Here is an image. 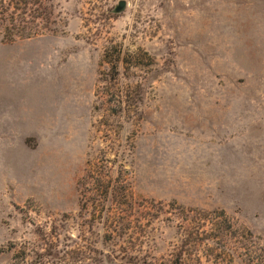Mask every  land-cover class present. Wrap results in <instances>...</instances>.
Wrapping results in <instances>:
<instances>
[{
    "label": "rangeland",
    "instance_id": "374dc122",
    "mask_svg": "<svg viewBox=\"0 0 264 264\" xmlns=\"http://www.w3.org/2000/svg\"><path fill=\"white\" fill-rule=\"evenodd\" d=\"M120 1L0 40V264H198L221 212L264 242V0Z\"/></svg>",
    "mask_w": 264,
    "mask_h": 264
},
{
    "label": "trees",
    "instance_id": "16d2710c",
    "mask_svg": "<svg viewBox=\"0 0 264 264\" xmlns=\"http://www.w3.org/2000/svg\"><path fill=\"white\" fill-rule=\"evenodd\" d=\"M57 0H0V40L4 43H14L16 40H29L40 36L43 32H51L53 17L56 13ZM112 9H110L111 11ZM214 213L207 222L212 226L209 240L213 246L207 248L211 254L205 255L198 264H264V242L254 237L249 231L242 229L230 221L222 212ZM214 216L216 219H214ZM231 244L227 258L216 252L226 250ZM49 258L59 259V252L50 250ZM77 253L72 257L75 262L81 261ZM44 255L31 261L39 264ZM212 257V258H211ZM183 254L178 253L175 259L167 261L169 264H181ZM102 259L93 260L92 264H99ZM123 264H147L129 255L119 260ZM91 264V263H90ZM184 264V263H183Z\"/></svg>",
    "mask_w": 264,
    "mask_h": 264
},
{
    "label": "water",
    "instance_id": "95a60500",
    "mask_svg": "<svg viewBox=\"0 0 264 264\" xmlns=\"http://www.w3.org/2000/svg\"><path fill=\"white\" fill-rule=\"evenodd\" d=\"M126 7V3H125V1H120L119 3H118V5L115 7V13H120V12H122L123 10H124V8Z\"/></svg>",
    "mask_w": 264,
    "mask_h": 264
}]
</instances>
